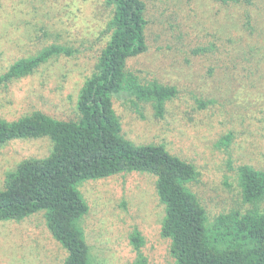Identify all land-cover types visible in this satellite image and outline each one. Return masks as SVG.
<instances>
[{"label": "rangeland", "instance_id": "rangeland-1", "mask_svg": "<svg viewBox=\"0 0 264 264\" xmlns=\"http://www.w3.org/2000/svg\"><path fill=\"white\" fill-rule=\"evenodd\" d=\"M147 51L128 62L140 82L174 86L178 95L158 117L151 104L114 97L123 134L135 145L163 144L195 165L191 190L210 219L242 205L238 168L264 170V0L253 6L216 0H142ZM106 0H3L0 74L52 44L79 51L0 89V118L14 122L35 111L77 118V100L108 37ZM258 55V56H257ZM257 56V57H255ZM262 59L257 73L254 66ZM254 73V74H253ZM252 75H255L254 77ZM257 77V78H256ZM231 136L230 143L223 138ZM51 152L48 138L14 140L0 148V190L9 171ZM149 173H123L83 184L91 206L83 219L93 264H129L137 257L131 234L144 237L150 264H176L160 235L165 209ZM264 210V204L262 205ZM68 253L51 234L45 213L0 221V264H64Z\"/></svg>", "mask_w": 264, "mask_h": 264}, {"label": "trees", "instance_id": "trees-1", "mask_svg": "<svg viewBox=\"0 0 264 264\" xmlns=\"http://www.w3.org/2000/svg\"><path fill=\"white\" fill-rule=\"evenodd\" d=\"M216 1L253 6L258 0ZM106 5L111 9L104 33L108 39L80 89L77 118L59 120L40 111L14 122L0 118V148L20 139L51 142L49 155L25 159L7 174L0 190V221L21 222L44 212L51 234L68 253L64 264H93L82 226L91 206L82 185L123 173H149L156 178V194L165 209L160 235L170 242L176 264H264V170L240 166L242 205L210 219L189 187L199 176L194 164L172 155L163 144L135 145L123 134L115 96L136 106L151 104L163 117L178 90L157 81L142 83L128 70L129 60L147 51L145 3L106 0ZM76 52L66 44H52L19 59L0 74V89ZM261 60L257 58L254 66L257 73L263 72L258 67ZM258 78L251 80V88L262 91L264 75ZM223 139L230 143L231 136ZM130 238L137 257L129 264H150L141 251L145 244L141 233L134 230Z\"/></svg>", "mask_w": 264, "mask_h": 264}]
</instances>
